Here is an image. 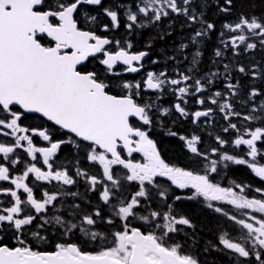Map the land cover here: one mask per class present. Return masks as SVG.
<instances>
[{"label":"snow or ice","instance_id":"obj_1","mask_svg":"<svg viewBox=\"0 0 264 264\" xmlns=\"http://www.w3.org/2000/svg\"><path fill=\"white\" fill-rule=\"evenodd\" d=\"M234 3L0 0V264H205L185 200L232 222L204 252L264 264V183L217 180L246 166L264 182V16L218 34L208 17ZM174 18L191 34L172 52L136 48L166 19L157 35L171 37ZM160 133L187 163L166 158Z\"/></svg>","mask_w":264,"mask_h":264},{"label":"trees","instance_id":"obj_2","mask_svg":"<svg viewBox=\"0 0 264 264\" xmlns=\"http://www.w3.org/2000/svg\"><path fill=\"white\" fill-rule=\"evenodd\" d=\"M233 11H236L241 14H248V15H255V16H264V0H235ZM158 32L154 35L148 37L147 39H154V41L161 42V39L158 38ZM172 46H167L162 48L158 52H170ZM260 51L255 53V58L260 60L264 53L261 52V55L257 58V54ZM252 57L244 56L241 62L247 63L249 59ZM31 123V121H29ZM188 123H185L181 131H184L185 128L191 130L194 129L195 126H188ZM179 127V125H178ZM217 131L219 129L217 128ZM5 139L0 137V140ZM160 141V146L162 148L163 154L166 158L173 160V162L183 161V163H187V159L184 158L185 152L181 150V144L179 143L176 138L169 137V136H162V134L158 137ZM235 179L237 182H244V183H251L254 187L261 186L262 183L258 178H255L253 174L247 169L246 166H232L228 172V175L221 179L217 177V180L220 181L222 184L227 186L231 180ZM185 204L180 208L182 212L190 216L193 223L196 225L195 229V237L198 241L197 251L200 255L202 261L205 264H230L229 256L224 252H216V251H209L204 252L203 248L205 247L208 242L218 243L217 237L220 234L221 228H226L229 231H232L233 225L232 222L227 221L226 218L218 213H215L211 209H209V215L206 214L202 209L198 206H195L193 203H182ZM225 208H230V206L225 205ZM191 229H188L187 232H191ZM233 235H236L233 232ZM94 247V246H93ZM189 248H191V241L189 242Z\"/></svg>","mask_w":264,"mask_h":264},{"label":"flooded vegetation","instance_id":"obj_3","mask_svg":"<svg viewBox=\"0 0 264 264\" xmlns=\"http://www.w3.org/2000/svg\"><path fill=\"white\" fill-rule=\"evenodd\" d=\"M239 15H241V13L233 11L231 16L225 17L222 15H218L214 8L208 12L209 19L215 21L217 24V34L221 30V25L223 22L227 21V22L234 23ZM181 25H182V18H180V19L174 18V23L171 26V31H172L171 37H168L167 35H165V38L163 40H161L160 43L157 41H154L152 44V49H151V53H150L151 57H159L161 55V53L158 51L161 50L162 48L167 47V46H172V49L170 51V52H172L174 50L175 45L179 44L183 40H186V38L191 34V29H189L187 27H184L182 29ZM168 30H169V21L166 19L162 22V24L159 27H149V28H145L143 30H140L139 34L133 38V42H134L137 49L144 50L146 47L147 41H149L147 39L148 37L154 35L156 32L165 33ZM217 44H218V36H213L212 39L204 45L205 56H204L202 64H201L202 70H204V71L208 70V68L210 66L209 62L212 58L213 49L216 47ZM260 55H261V52L260 53L258 52L257 58ZM242 59H243V57L240 58V60H242ZM185 63H187V62H185ZM161 66H162V64L161 65L151 64L150 58H146V60H145V69L146 70L147 69H158ZM129 75H130V78L132 75H135L136 78H139V74H129ZM171 99L172 98L170 96L165 98L166 101L171 100ZM217 119H219V117H217ZM188 126H194V125L189 124V125H186L185 127H188ZM161 134H162V136H166L163 133H160L159 136ZM178 142L182 143L179 140H178ZM185 151L186 150H184V152ZM253 176H254V174H253ZM184 202L195 204V206H198L200 209H202L204 212H206L207 215H209V209L205 206V204H204V202H202V200H198V201H187V200H185L183 202H178V203H180V208L185 205V204H182ZM219 217H220V214H219ZM187 230L188 229H185V231H187Z\"/></svg>","mask_w":264,"mask_h":264}]
</instances>
